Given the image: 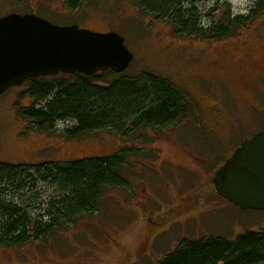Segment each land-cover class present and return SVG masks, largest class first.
Instances as JSON below:
<instances>
[{
	"label": "rangeland",
	"instance_id": "1",
	"mask_svg": "<svg viewBox=\"0 0 264 264\" xmlns=\"http://www.w3.org/2000/svg\"><path fill=\"white\" fill-rule=\"evenodd\" d=\"M258 0H201L205 26L246 16ZM0 0V17L36 14L55 25L114 31L134 55L127 72L149 71L183 88L193 108L177 126L148 130L142 141L109 131L69 139L62 131H36L19 114L31 99L27 83L0 95V163L34 165L139 149L122 172L125 187L106 190L98 210L70 228L21 248H1L0 264H158L182 239H234L264 229V210L240 209L219 197L215 171L234 150L264 128V12L221 39L176 36L170 24L139 10L132 0ZM210 19V20H209ZM57 190L33 191L39 206ZM30 196V197H32ZM28 201L26 195L19 202ZM30 204V203H29ZM25 205L37 215L38 205Z\"/></svg>",
	"mask_w": 264,
	"mask_h": 264
},
{
	"label": "trees",
	"instance_id": "2",
	"mask_svg": "<svg viewBox=\"0 0 264 264\" xmlns=\"http://www.w3.org/2000/svg\"><path fill=\"white\" fill-rule=\"evenodd\" d=\"M85 1L66 4L77 9ZM200 1L132 0L139 10L167 22L183 38L221 39L264 12V0H258L246 16L230 17L228 7L220 22L209 19L205 26L204 14L196 7ZM127 70L29 78L24 95L31 103L20 107L19 114L36 131L51 132L55 124L69 123L62 131L69 139L109 131L124 141H142L146 131L177 126L192 111L193 101L182 87L149 71L131 75ZM140 152L126 146L111 155L82 160L0 163V249L41 242L96 212L106 190L125 187L122 170L129 157ZM40 184L57 190L42 206L38 198L33 199ZM25 195L28 201L19 202ZM28 204L38 205L37 215H32ZM158 264H264V229L245 230L234 239H182Z\"/></svg>",
	"mask_w": 264,
	"mask_h": 264
},
{
	"label": "water",
	"instance_id": "3",
	"mask_svg": "<svg viewBox=\"0 0 264 264\" xmlns=\"http://www.w3.org/2000/svg\"><path fill=\"white\" fill-rule=\"evenodd\" d=\"M123 36L77 24L55 25L35 13L0 17V95L29 78L125 71L134 55ZM216 194L240 209L264 210V129L244 140L215 171Z\"/></svg>",
	"mask_w": 264,
	"mask_h": 264
},
{
	"label": "flooded vegetation",
	"instance_id": "4",
	"mask_svg": "<svg viewBox=\"0 0 264 264\" xmlns=\"http://www.w3.org/2000/svg\"><path fill=\"white\" fill-rule=\"evenodd\" d=\"M263 129H264V128H263ZM263 129H261V130H263ZM261 130H258V131H261ZM258 131L254 132V133L250 136V138H251L255 133H257Z\"/></svg>",
	"mask_w": 264,
	"mask_h": 264
}]
</instances>
